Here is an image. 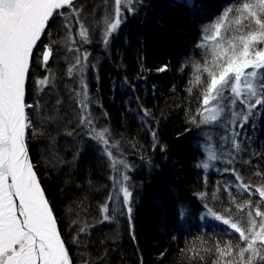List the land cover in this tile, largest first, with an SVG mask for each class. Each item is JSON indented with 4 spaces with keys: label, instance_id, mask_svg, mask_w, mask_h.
Returning a JSON list of instances; mask_svg holds the SVG:
<instances>
[{
    "label": "trees",
    "instance_id": "1",
    "mask_svg": "<svg viewBox=\"0 0 264 264\" xmlns=\"http://www.w3.org/2000/svg\"><path fill=\"white\" fill-rule=\"evenodd\" d=\"M83 2L82 22L91 42L80 41L75 23L71 34L75 47L90 53L85 80L96 127L109 129L111 135L106 138L119 144V150L112 149L113 155L129 165L135 240L119 200L107 199L110 194L116 196L112 177L117 173L97 142L76 133L56 136L55 142L32 139L28 147L33 164L74 264L85 260L88 264H217L218 260H232L220 257L217 243L223 247L231 240L235 246L238 234L221 230L227 229L221 222L200 217L207 204L218 215L242 226L246 223L247 207L241 211L237 205H246L249 197L236 187L240 182L231 169L253 187L264 184V175H254L258 171L264 174V113L241 130L238 142L245 151L237 153L225 145L217 170L197 166L205 161L200 142L210 133L221 149L218 138L223 130L217 123L197 128L188 121L199 107L197 98L203 87L191 84L194 64L203 65L208 58L209 50L197 47L203 28L238 0H192L191 5L187 0H142L135 4V13H124L123 23L106 45L102 37L105 21L114 12L113 0ZM197 3L206 6V15L191 13ZM52 38L61 42L55 45L60 57L53 67L57 91L71 107L75 102L68 93L78 83L70 82L67 69L74 53L65 50L63 33L54 30ZM165 65L167 70L159 71ZM42 72L33 68V79H39ZM202 79L207 81V73ZM143 109L150 115L145 117ZM225 168L229 171H223ZM251 200L255 203L260 198L254 194ZM105 203L113 222H100ZM84 225L87 231L74 240L76 228Z\"/></svg>",
    "mask_w": 264,
    "mask_h": 264
},
{
    "label": "snow or ice",
    "instance_id": "2",
    "mask_svg": "<svg viewBox=\"0 0 264 264\" xmlns=\"http://www.w3.org/2000/svg\"><path fill=\"white\" fill-rule=\"evenodd\" d=\"M113 3L114 12L105 21L102 37L105 45L123 23L124 13H135V4L142 0H113ZM84 7L83 0H0V264H74L29 155L28 144L32 139L55 142L56 136L76 133L97 142L117 173L112 177L116 196L110 194L107 199L119 200L130 224L131 238L135 240L131 228L133 192L127 184L129 165L113 155L112 149L119 150V144L110 143L106 138L111 135L109 129L96 127L85 80L90 53L75 47L71 34L75 23L79 25L80 41L91 42L88 28L82 22ZM190 11L193 15L207 14L203 3L195 4ZM54 30L63 33L65 50L74 53L67 69L70 82L78 83V88L68 93L75 102L71 107L57 91L53 67L60 57L55 45L61 42L52 38ZM69 44L73 47L68 48ZM197 47L209 51L203 65L194 64L191 84L203 87L197 98L199 107L188 122L197 128L217 122V127L230 133L222 134L221 139L237 153L245 151L238 142L242 136L240 130L250 119L264 113V0H238L225 6L219 16L204 26L202 42ZM33 68L43 70L39 79H33ZM166 70L167 65L159 69ZM204 73H207L206 82L202 79ZM73 76L76 80L71 79ZM143 115L147 117L150 113L143 109ZM152 136L156 141L154 131ZM207 159L214 161L218 156L209 151ZM233 159L228 163L232 164ZM197 166L207 170L210 164L203 162ZM231 171L240 182L236 187L249 197L246 205H237L241 211L247 207L246 223L242 226L218 215L207 204L200 219L211 217L227 226L221 230L238 234L235 246L231 240L223 247L217 243L220 257H233L218 260L217 264H264V209L261 207L264 184L253 187L243 181L236 169ZM254 175L264 174L258 171ZM254 194L260 198L255 203L251 200ZM102 212L101 223L113 222L108 203L102 206ZM87 227L78 226L73 239L78 240ZM100 259L103 261V257Z\"/></svg>",
    "mask_w": 264,
    "mask_h": 264
},
{
    "label": "rangeland",
    "instance_id": "3",
    "mask_svg": "<svg viewBox=\"0 0 264 264\" xmlns=\"http://www.w3.org/2000/svg\"><path fill=\"white\" fill-rule=\"evenodd\" d=\"M187 2L189 3V0H187ZM191 3H192V1H191ZM263 113H261V115H262ZM214 123H217V122H213L212 123V126L214 125L215 126V124ZM217 125V124H216ZM221 129L223 130V131H221ZM221 132H220V135H219V146L221 147V149L217 146V145H215V143L213 142V140H214V137H212V135L209 133V134H207V133H205L204 135H203V141L202 142H200V146H201V148H202V150H203V152H204V157H205V161L204 162H208L209 164H210V167H209V169L211 170V169H215V170H217V166H216V163H218V161L221 159L220 158V156L222 155V154H224L226 151L224 150V148H225V145L226 144H229V143H226V142H224L222 139H221V136H222V134H228V135H230V133H228L227 131H226V129L225 128H222V127H220V129H219ZM242 130V129H241ZM240 130V131H241ZM207 134V135H206ZM230 145V144H229ZM232 148V147H231ZM234 150V149H233ZM209 151H213V152H215L216 153V155L218 156V159L217 160H214V161H208V154H209ZM209 169H207V170H209ZM202 217V216H201ZM201 220H205V219H201ZM211 220H213V221H215L214 219H212L211 217H209L208 219H206L205 221H211Z\"/></svg>",
    "mask_w": 264,
    "mask_h": 264
},
{
    "label": "water",
    "instance_id": "4",
    "mask_svg": "<svg viewBox=\"0 0 264 264\" xmlns=\"http://www.w3.org/2000/svg\"><path fill=\"white\" fill-rule=\"evenodd\" d=\"M30 154V153H29ZM30 157H31V155H30ZM32 159V158H31ZM38 176V175H37ZM42 186V185H41ZM43 188V187H42ZM45 192V191H44ZM46 195V194H45ZM47 197V196H46ZM57 225H58V223H57ZM59 227V226H58ZM62 235V234H61ZM63 238V237H62ZM66 244V243H65ZM66 247H67V245H66ZM68 248V247H67ZM69 250V249H68ZM69 254H70V251H69ZM70 256H71V254H70ZM72 258V257H71Z\"/></svg>",
    "mask_w": 264,
    "mask_h": 264
},
{
    "label": "bare ground",
    "instance_id": "5",
    "mask_svg": "<svg viewBox=\"0 0 264 264\" xmlns=\"http://www.w3.org/2000/svg\"><path fill=\"white\" fill-rule=\"evenodd\" d=\"M192 1V0H191ZM28 150H29V147H28ZM29 153H30V151H29ZM30 155V154H29ZM33 162V161H32Z\"/></svg>",
    "mask_w": 264,
    "mask_h": 264
}]
</instances>
